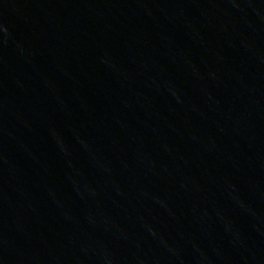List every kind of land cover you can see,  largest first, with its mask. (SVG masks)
<instances>
[{
    "label": "water",
    "instance_id": "obj_1",
    "mask_svg": "<svg viewBox=\"0 0 264 264\" xmlns=\"http://www.w3.org/2000/svg\"><path fill=\"white\" fill-rule=\"evenodd\" d=\"M0 264H264V0H0Z\"/></svg>",
    "mask_w": 264,
    "mask_h": 264
}]
</instances>
